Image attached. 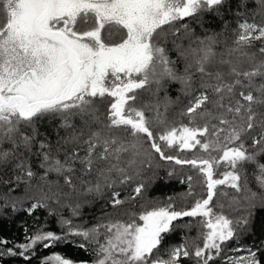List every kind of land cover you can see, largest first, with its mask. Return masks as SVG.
<instances>
[{"label":"snow or ice","instance_id":"6c2138e0","mask_svg":"<svg viewBox=\"0 0 264 264\" xmlns=\"http://www.w3.org/2000/svg\"><path fill=\"white\" fill-rule=\"evenodd\" d=\"M223 2L0 0V143L9 141L16 149L19 138V143L30 147L35 129L33 135H26L20 125L31 126L46 115L60 114L66 127L71 126L68 120L75 114L98 120L94 102L107 96L112 98L104 125L109 134L92 132L85 141L87 152L84 157H78L74 151L63 163L59 160L51 162L49 171L71 173V164L76 159L87 172L95 164L107 162V167L98 172L103 182L98 180L88 188L89 192L102 193L117 182L128 183L140 175L144 163L151 164V155H145L143 148L142 141L146 139L160 159L197 170L206 187V198L196 199L190 208L176 210L168 203L142 211L139 222L135 218L127 223L116 220L89 229L73 228L70 221H64L69 226L68 233L57 235L51 231H37L31 236L26 235L25 243L16 245L20 251L9 248L7 255L28 259L26 253L34 250L36 245L47 249L59 242H69L71 235L97 246L94 264H178L181 255L187 257L190 254L183 245L172 248L167 259L156 253L164 234L171 231L173 221L180 217L202 218L203 246H197L193 253L201 264H208L213 259V252L218 256L222 245L233 239L236 234L234 222L215 213L210 204L218 185L227 184L241 190V171L248 163L257 166L256 181L264 189V163L257 162L258 156L264 155V147L259 153L249 152L242 141V136L257 124L254 106H264V82L257 83L264 81V59H257V53L247 51L253 41L264 40V26L247 21L239 24L241 31L234 41L235 46L228 50V58L221 54L218 61L219 65L227 66V72L219 67L210 70L217 63L212 37L200 40L199 48L190 49L193 62L182 75L171 66L173 62L161 43L166 39L162 31L165 25L211 10ZM259 3L264 7V0ZM184 27L187 29L188 26ZM258 54L264 57V46L259 48ZM245 64L248 67H244ZM193 66L200 73L202 82L199 94L181 113L188 118L187 123L177 126L158 110L150 119L144 108L135 106L138 90L152 84L159 90L165 79L179 81L184 91L191 90L193 74L190 69ZM237 88L240 99L233 103ZM208 90L216 99L209 96ZM208 104L212 109L206 107ZM199 121H204L203 126ZM260 125L264 127V118L260 119ZM120 129L131 135L130 142L111 135L112 130ZM157 129L160 131H155ZM252 143L253 146L264 145V132L254 137ZM40 147L43 149L47 145L41 143ZM165 147H175L179 151L198 149L204 155L180 159L166 155ZM128 153L131 155L124 160ZM9 155V151H0V160ZM142 155L144 159H140ZM44 160L50 161L48 153L44 154ZM222 165L228 170L223 173V178H214ZM27 175L32 176V172L28 171ZM187 179L188 195H195L193 177ZM65 182L71 183L69 175H65ZM244 187L247 188V180ZM144 188L143 183L137 184L135 194L140 195ZM255 196L256 193H252L251 199ZM112 197L113 207L124 202L116 191L112 192ZM41 206L34 203L28 211L31 213ZM73 212L78 214L76 209ZM246 223V218L236 222L237 225ZM85 246V243L78 245L82 249ZM247 252V255L231 260V264H261L255 251L248 249ZM41 264L76 262L55 253L42 259Z\"/></svg>","mask_w":264,"mask_h":264},{"label":"trees","instance_id":"16d2710c","mask_svg":"<svg viewBox=\"0 0 264 264\" xmlns=\"http://www.w3.org/2000/svg\"><path fill=\"white\" fill-rule=\"evenodd\" d=\"M247 21L258 26H264V7L259 0H224L220 6L205 10L199 14L184 18L172 25H165L162 29L166 39L161 43L166 48L167 55L173 62L171 65L178 75L184 73L189 63L193 62L190 49L199 48L200 40L212 37L215 41L214 51L217 53V63L210 68H222L227 72L226 65H219L221 54L228 58V50L233 48L234 41L241 31L239 24ZM184 25H187L185 29ZM178 30V31H177ZM107 36V32H105ZM118 39V37H116ZM264 46V40L253 41L252 47L247 49L249 53H257V59H264L258 54L260 47ZM244 67H248L247 64ZM190 71L193 74L192 89L182 90L179 81L165 79L162 86L152 84L136 92V107L144 108L146 115L151 119L156 116L157 110L175 125L187 123L188 118L181 116L190 101L201 91V75L196 72L195 66ZM204 79H208L205 77ZM264 81H257L262 83ZM237 95L233 99H240ZM247 91V89H245ZM208 94L216 99L211 90ZM112 98H97L94 109L98 120L88 115L75 114L69 117L70 127L64 126V118L60 114L46 115L34 121L31 126L20 125V130L26 135L35 137L30 147L26 148L22 143L19 147L12 148V143L4 141L0 143V151H9L10 155L5 160H0V264H41V260L50 254L59 253L70 258L78 264H94L97 259L96 245L88 244L79 236H68L69 242H59L47 249L42 245H36L34 250L26 253L29 257L24 259L19 255H7V249H20L16 245L26 242V235L31 236L37 231H51L57 235L69 232V226L64 221H70L73 228L89 229L97 224L115 222H131L133 218L138 220L139 214L152 207L163 206L171 203L176 210L190 208L196 199L206 198V187L203 186V177L197 170L189 165H177L174 161L160 159L159 154L150 148V143L143 140L145 155H151V164L147 162L142 165L140 175L135 176L126 184L118 182L113 188H105L102 193L89 192L88 188L95 185L98 180L103 182L98 175L101 168L107 167V162L95 164L90 172L85 171L84 165L76 159L71 167V173H57L49 171L51 162L59 160L62 163L75 151L78 157H84L87 152L85 141L92 132L101 131L105 135L109 130L104 127L107 123V108ZM225 103H228L226 100ZM157 106L158 109H157ZM212 109V105H206ZM258 114L256 126L247 134L242 136L245 148L249 152H260L261 146H253V138L264 132L260 125V119L264 114V106H254ZM214 111V110H213ZM231 117H229L230 119ZM204 121H199L203 126ZM213 123H218L213 121ZM155 131H160L159 129ZM114 135L122 140L131 141L132 137L123 129L112 130ZM79 137V139H74ZM41 143L47 145L41 148ZM99 151V150H98ZM48 153L50 161L44 160V154ZM166 155L177 156L180 159H192L194 156L204 155L198 149L191 151H179L177 148L165 147ZM131 153L125 154L123 159L127 160ZM140 159H144L142 155ZM258 163H264V155H259ZM228 170L220 166L214 178H223V173ZM31 171L32 176L27 172ZM65 175H69L71 183L65 182ZM259 175L255 164H245L241 171V190L229 185H218L210 206L217 214H223L234 222L236 234L230 241L222 245L220 254L213 252V259L208 264H227L225 259L230 254L247 252L248 249L257 253V258L264 264V189H261L256 181ZM193 177V191L195 195H188V177ZM247 180V188L244 187ZM143 183L144 190L136 195L134 188ZM119 193V199L124 201L121 205L113 207L112 192ZM252 193H256L252 200ZM38 203L43 206L31 211L32 204ZM76 209L78 214H74ZM247 219L246 224L237 225V221ZM200 217L177 218L173 221L171 231L164 234L162 244L156 255L163 259L168 258L172 248L183 245L190 253L178 258V264H201L193 255L197 246H203L201 238ZM102 233L104 230H101ZM103 242V235L100 237ZM74 242V243H73ZM85 243V248L78 247ZM239 248L240 250L238 251ZM156 256H153V259Z\"/></svg>","mask_w":264,"mask_h":264},{"label":"rangeland","instance_id":"374dc122","mask_svg":"<svg viewBox=\"0 0 264 264\" xmlns=\"http://www.w3.org/2000/svg\"><path fill=\"white\" fill-rule=\"evenodd\" d=\"M238 249V251L240 250L239 248H237ZM248 254V252H241V253H239V254H230L226 259H225V261H226V263L227 264H231V260H233V259H237V258H240V257H243V256H245V255H247ZM182 256V255H181ZM76 264H78V263H76Z\"/></svg>","mask_w":264,"mask_h":264},{"label":"water","instance_id":"95a60500","mask_svg":"<svg viewBox=\"0 0 264 264\" xmlns=\"http://www.w3.org/2000/svg\"><path fill=\"white\" fill-rule=\"evenodd\" d=\"M180 218H184V217H180Z\"/></svg>","mask_w":264,"mask_h":264}]
</instances>
